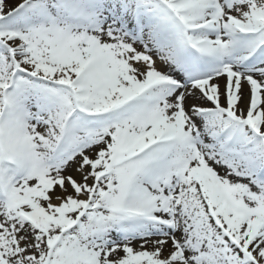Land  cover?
<instances>
[{"label":"snow or ice","instance_id":"obj_1","mask_svg":"<svg viewBox=\"0 0 264 264\" xmlns=\"http://www.w3.org/2000/svg\"><path fill=\"white\" fill-rule=\"evenodd\" d=\"M0 264H264V0H0Z\"/></svg>","mask_w":264,"mask_h":264}]
</instances>
